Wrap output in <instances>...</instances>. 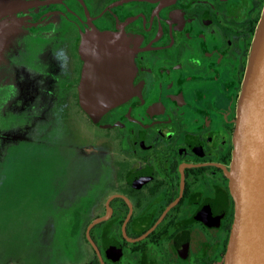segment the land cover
I'll return each mask as SVG.
<instances>
[{
	"label": "flooded vegetation",
	"instance_id": "1",
	"mask_svg": "<svg viewBox=\"0 0 264 264\" xmlns=\"http://www.w3.org/2000/svg\"><path fill=\"white\" fill-rule=\"evenodd\" d=\"M263 10L264 0H0V125L53 98L60 128L92 152L75 232L38 249L20 237L0 264H224L226 171ZM98 31L126 40L132 90L93 116L80 102L82 40Z\"/></svg>",
	"mask_w": 264,
	"mask_h": 264
},
{
	"label": "rangeland",
	"instance_id": "2",
	"mask_svg": "<svg viewBox=\"0 0 264 264\" xmlns=\"http://www.w3.org/2000/svg\"><path fill=\"white\" fill-rule=\"evenodd\" d=\"M54 104L53 98L34 97L35 110L1 120V260L20 237H29L33 249L45 240L60 246L75 232L72 205L92 192L86 178L92 172L90 140L63 131Z\"/></svg>",
	"mask_w": 264,
	"mask_h": 264
},
{
	"label": "water",
	"instance_id": "3",
	"mask_svg": "<svg viewBox=\"0 0 264 264\" xmlns=\"http://www.w3.org/2000/svg\"><path fill=\"white\" fill-rule=\"evenodd\" d=\"M125 41L102 31L82 40L80 102L93 116L101 115L131 93L133 61ZM226 174L235 214L224 264H264V10L238 100L234 148Z\"/></svg>",
	"mask_w": 264,
	"mask_h": 264
}]
</instances>
